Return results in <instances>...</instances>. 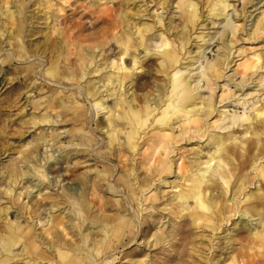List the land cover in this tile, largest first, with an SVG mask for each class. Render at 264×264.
Wrapping results in <instances>:
<instances>
[{
	"label": "rangeland",
	"instance_id": "374dc122",
	"mask_svg": "<svg viewBox=\"0 0 264 264\" xmlns=\"http://www.w3.org/2000/svg\"><path fill=\"white\" fill-rule=\"evenodd\" d=\"M29 1L30 10L27 14L37 17L35 19L38 21L34 23L37 27L36 32L25 39V30L17 35L15 26L11 25L12 19L9 18L12 11L16 14L14 4H19L22 0H0V37L8 41V45L2 48L0 40V239L9 247L8 253L2 256L0 254V259L3 258L2 264H32L34 259H36L35 264H63L69 260L72 262L78 260L76 254L81 253L82 246L89 251L93 250L94 256L99 253L96 254L97 264H105V261H108L106 264H162L165 260H168L167 263L164 262L165 264H202L206 261L202 257H210L212 253L217 256V260L219 259L218 264H234L232 254L229 252H232V249L238 251L242 249L246 255L255 252L263 254L264 250L259 252L257 248L261 243L254 242L257 247H253L254 243L252 245L251 241L244 239L248 233L241 229L235 232L237 238H240L237 239L238 243L227 252L209 249L210 237L230 236L231 230L237 227L236 224L241 223L240 215L238 213L235 215L234 211H224L225 216L232 215L217 231L219 234L216 232L217 236L209 235L208 233L211 234L209 230L201 233V229H198L197 232L189 223L186 228L180 229V225L185 223L183 215L188 213V210L182 211L178 216H174L170 211L171 206L178 210V206L185 202V197L189 195L193 185V179L201 176L198 167L206 166L204 163L199 165V162L208 159L207 149L216 153L219 146L217 137L213 138L209 146L206 137L198 139L203 134L197 135L198 138L194 137L192 140H183L174 144L178 152L172 156V159L176 164L175 167L174 164L170 166L173 167V171L175 170V174L170 169V172L166 173L167 176L164 175L166 176L164 181L162 177H156L151 192L138 193L132 191L133 187H139V183L134 181V171L141 172V176L144 177L151 172L154 165L147 158L148 147L141 143V139V147L138 150H133L125 144L124 151L118 149V145H112V148L109 143L107 123L111 113L114 128L122 132V128L128 127V119H122L126 117L124 114L128 108L141 103L145 94H150L159 85L164 86L167 83V77L158 69L164 52L179 49L181 67L193 63L194 70L190 74L187 69L181 68L184 76L188 74L187 78L193 87L200 76V88L194 93L200 92L207 102L214 99L216 107L224 111L220 117L218 116L220 113L215 111L209 122L223 120L226 116L237 118V122L230 128L211 129V132L221 140L230 134L229 140H223L220 149L232 147L240 161L246 158L247 150L250 155L259 154L264 144V123H258L253 118V114L255 108L264 102L261 100L264 98V94L261 96L264 93L260 91L261 87L244 89V93L250 95L247 94L248 102L245 104L243 99L236 102L235 96L229 102L228 96L234 91L236 94L242 92L237 90V85H240L243 77L234 76L235 79L230 82L221 78L217 82L221 85L220 88L214 90L212 81L215 77H211L209 82L201 73L210 72V67L225 60L224 53L227 51L221 44V38L227 35L223 32L224 25L230 21L239 25V30L243 31L244 23L250 26L261 16L259 12L264 9V0H260L256 6L258 0L252 2L218 0V4H216L217 0H131L126 22L132 23L135 28L144 27L146 43L138 52L132 51L130 55H125L123 48L118 45H115L114 49L110 48L116 43L113 37L117 33L116 30L122 31L121 27L115 28L101 20L93 25L97 18L103 19L107 14H111V19L119 18L123 13L118 10L117 3L120 0H36L35 2L25 0L24 2L27 5ZM224 4L228 5L227 8L220 11L219 5ZM48 8L56 15V20L48 21L53 30H49L44 23L48 16L44 12ZM257 8L259 9L255 10ZM248 15L250 16L247 18ZM185 19L192 20V23L187 25ZM56 27L61 29L58 30L63 37L61 44L64 52L62 55L46 52L44 63L40 64L37 59L39 55L37 43L45 45L50 37L55 39ZM183 28L186 29V40L182 47L180 42L183 38L178 34ZM72 32L75 35H72ZM49 33L50 37H48ZM231 38L232 35H229V39ZM103 40L104 47L101 50L94 49L97 57L95 63H92L90 45L102 44ZM235 41L242 56L234 57L231 65L235 64V66L230 67L231 70L228 68L224 71L227 75L232 74L238 63L243 62L246 57H251L253 53L264 54V34L253 36L247 41L246 39L240 41L239 36L236 35L233 37V42ZM81 48H85L84 52ZM144 49L148 50L147 57L144 56ZM135 55L142 59L141 67L139 65L137 70V66L133 68ZM50 57L59 59V75L62 74L60 80L45 75L44 69L48 67ZM80 57L83 59L85 57L89 66L85 70L88 74L84 71V75H80L83 77L81 80L79 75L76 78L71 73L80 65ZM116 61L119 62L118 69L115 68ZM178 70L180 68H171L170 75L174 76ZM130 73H133L132 79L128 80L127 74ZM109 78L114 80L113 85ZM253 85L254 83H251L250 86ZM114 90L117 92L116 98L110 96ZM83 91L87 94L81 93ZM93 93L94 96H90ZM154 95L157 96L158 91ZM220 99H225L226 107L222 106L224 103H220ZM98 100L103 101L105 110L93 107L94 102ZM115 100L118 103V110L117 108L114 110ZM196 101L199 106L201 100ZM256 101L253 106L252 103ZM246 116H251L253 119L239 120ZM239 122L244 125H239ZM181 132L180 127L175 128L176 135ZM85 137L93 141V147L88 152L81 147H74L87 142ZM120 142H124V138H121ZM50 155L53 158L45 163ZM26 157H30L29 162H26ZM56 160L63 175L54 178L49 174L48 166ZM254 162L246 167L247 170H242V173L249 176L246 193L260 196L261 193L264 194V178L259 174L261 168H264V157ZM236 163L237 161H234L233 164ZM178 167L180 171L176 177ZM132 168L133 172H131ZM92 169L100 174L98 178L95 177L96 174L90 172ZM52 172L56 173L54 170ZM132 182H136V186L132 184L131 189L128 184ZM108 186L115 192H111ZM156 188L158 192H155ZM221 188L224 189L222 186ZM226 193L225 196H217L218 192H214L217 194V199H222L223 206L226 204V207H230L233 201L228 204L226 199L232 198L234 192ZM207 195L209 196V192ZM252 203L254 204V200ZM259 203L261 205V199ZM165 205H168V209H164ZM104 215L108 216V219L104 220ZM255 218H250L252 221L249 220V223L252 227L257 225L261 230ZM59 220H62L63 225L72 224L64 225L67 230L63 234L66 236L63 235V238L61 236V241L57 242L59 244H54L57 255L53 253L54 255L44 258L39 252L47 249V243L53 242L56 234L62 231L61 225H58ZM22 229L26 235L28 232L31 234V241L25 238ZM180 234L185 235L190 241L196 239L200 243L206 240L205 245H208L206 250L202 253H194L195 257L192 258L190 256L192 244L185 242L188 240L183 241ZM170 237L174 238L173 241L172 238L169 239ZM129 239L132 241L130 242ZM60 242H65V249ZM36 245L41 246L40 249ZM23 248L22 256L10 252H19ZM110 248L112 250H108ZM58 249L61 254L65 252V257L58 254ZM180 249H184L187 255L178 257L177 250ZM101 254L104 255L99 257ZM176 257L179 259H175ZM48 258H51L52 263L46 261ZM40 261L42 262L39 263ZM82 264L88 262L85 260Z\"/></svg>",
	"mask_w": 264,
	"mask_h": 264
},
{
	"label": "bare ground",
	"instance_id": "6f19581e",
	"mask_svg": "<svg viewBox=\"0 0 264 264\" xmlns=\"http://www.w3.org/2000/svg\"><path fill=\"white\" fill-rule=\"evenodd\" d=\"M24 1L22 0V2H19V4H17V3L14 4V6L16 7V10H15L16 14L12 11L10 13L9 18L12 19L11 25L15 26L17 35H19L20 33H22L25 30L24 38L26 39L27 36H32L36 32L35 29L37 27L34 23L37 22L38 19L36 20L35 18H37V17H35L31 14L30 15L27 14V12H29V10H30L28 7L30 1L27 3V5H26V2H24ZM35 1L36 0H34L33 2H35ZM130 1L131 0H120L117 3L118 10H121L123 12L119 18L111 19L110 18L111 14H107V17H104L103 19L97 18L93 23V25L95 26L98 23V21L101 20L102 22H104L106 24L115 26V28L121 27L122 31L118 32L116 30L117 33L116 34L114 33L115 36H113V37H114L116 43L112 44L110 46V48L114 49V46L118 45V46L123 48V53L125 55H130V52H132V51L138 52L139 48L144 47L145 43H146V41H145L146 35L143 34L144 27L138 26L137 28H135V25L133 26L132 23L130 24V23L126 22L127 21V14L130 11ZM249 1L252 2L253 0H249ZM259 2H260V0H258V2L255 3V6ZM218 3L219 2L217 0L216 4H218ZM219 6H220L219 10L223 11L225 8H227L228 5L224 4V5H219ZM0 9H1V7H0ZM258 9L259 8L255 9V10H258ZM44 13L46 15H48L47 18H45L44 23H46L47 28L50 30L52 28H51V24L49 22L56 20V17H55L56 15H55L54 11L50 10V8H48L47 11H45ZM114 14H116V13H114ZM259 14H261V16H259L258 19L250 25L251 27L248 26L247 23H244L242 25L243 31L239 30V27H240L239 25H235L233 23H230V21H228L224 25V31L223 32H225L227 35L226 36L224 35L221 38V44L223 45V47L226 48V51H227L224 53L225 60H223V61L221 60V62L215 63V65H213V67L209 68L210 72L206 73V72L202 71V73H201V75H203L207 79V81H209V82L211 81V77H215V80L212 81V84L215 86L213 88L214 90L217 89L218 87L220 88L221 85H218L217 82L221 78H225L224 80H226L227 82H230L231 80L235 79V78H233L234 76L241 75L243 77V81L240 83V85H237V90L238 91L241 90L242 92L239 94H236V91H234L231 95L228 96V97H230L229 102H231L233 100L232 98L234 96L236 97V99H235L236 102H239L241 99H243L244 104L246 102H248V100H247L248 98L246 96H248L249 93H246V94L244 93L245 88L254 89L256 86H260L261 87L260 91L264 92V54L263 53H262V55H260L259 53H253L251 57H246L243 62L238 63V67L236 69H233V72L230 75H227V73L224 72L226 69H228L232 66H235V64L231 65V63L234 62V57H241L242 56L241 53L239 54L240 49L237 48L235 45V43L237 41L233 42V37L238 35L240 41L241 40L244 41L245 39L247 41V39L253 38V36H258L260 34H264V9L262 11H260ZM249 16L250 15H248L247 18ZM98 17H100V16H98ZM108 18H110V19H108ZM185 22L187 23V25H190L192 23V20L185 19ZM58 29L59 28H57V27L54 28V31H57V36L55 39H51L50 33H49L48 37H50V38L47 39L48 41L45 43V45H41L40 43H37L38 44L37 48H38V52H39L37 59H38L40 64L44 63L46 52H52V53H56V54L60 53V55L63 54L64 47L61 44L63 37L60 36L61 32L59 30H61V29H59V30ZM5 31H7V30L5 29ZM72 35H75V34L73 33ZM178 35H180V37L183 38V41L180 42L182 47H183L184 40H186V29L183 28L181 33H179ZM229 35H232L231 39H229ZM0 40L2 41V42L0 41L2 44V46H1L2 48H4L5 46L8 45V41H6L5 38L3 39L0 37ZM103 42H104V40H103ZM104 45H105V42L102 44H98L96 46L90 45V47H92V51H91L92 53L90 52L92 63H95V59L97 57V55L94 52V49L99 48L101 50L104 47ZM27 46H29V45H27ZM178 47H179V45H178ZM234 48H235V50H234ZM84 49L85 48H81V51L84 52ZM179 51L180 50L178 49V50L173 51V52H164L163 56L161 57V62L158 64V69L167 77V79H168L167 83H166L167 86L166 85H164V86L159 85L158 88L156 90H154L152 93L145 94L143 97V101L141 103H137V104H135L134 107L130 106L128 108V111L125 112V114H124L126 117H122V119L123 118L128 119L129 125L127 128H122V132L119 131L117 128H114L113 123H112V114L111 113L109 114L108 123H107V130H109V143H110L112 148H113L112 145H115V146L118 145V149H120L121 151L125 150L124 144L128 145L133 150H138L139 147H141V143H144L143 145H147V147H148L147 150L149 151L147 158L149 161L154 163L153 167L151 168V172H149L150 174L148 173V175L143 177L140 174L141 172L138 173L137 170H135L134 171V174H135L134 181L139 183L138 184L139 187L136 186V182H132V183L128 184L131 189H132V184L136 186V187H133V189H132L133 192H138V193L141 192L142 193L145 191L151 192L154 189V184L156 183V182L154 183V181L157 180L156 177H160V178L162 177V181H164L166 179V176H167L166 173H169L170 169L172 170L171 172L175 174V170L173 171V167L170 166V164H172V166L174 164V167H175V164H176V162H174L172 159V156L176 155L178 152V150L174 144H177L178 142L183 141V140H187V141L192 140L194 137H197V135L203 134V136L201 138H198V137L197 138L198 139H204V137H206L205 140H208L207 146H209L210 143L212 142L213 138L217 137L219 146L216 149V153L211 151L210 149H207L206 155H207L208 159L203 161V162H199V165L204 163V164H206V166L198 167L199 170H201V176L199 178L193 179V185H192L191 189L189 190V192H190L189 195H187V197H185V202L178 206V210L176 209V207L171 206L170 211L172 214H174V216L175 215L178 216L182 211L188 210V213L186 212L185 215H183L185 223L180 225V229H181V227H183V229L186 228L187 223H189V224L193 225L192 226L193 229L196 230L197 232H198V229H201V233H204V232L209 230L211 232V234L210 233H208V234L213 235V236L216 235V232L222 228L224 221L226 220L225 222L227 223V221H229V219L232 215L231 214L230 217L225 216V214H226L225 212H228L229 210H231V211L235 212V215L238 213L240 215V217L241 216H244V217L248 216L247 219H244L243 222L241 221V223L239 222L238 224H236L237 227H234L231 230L230 236L223 235L220 237H210L211 238L210 239L211 244L209 245V249L210 250L212 249V251H218L219 250V251L227 252L228 249L233 248L234 244L238 243L237 239H240V238H237L235 232H237L241 229V231L244 230L248 233L245 235L247 237H245L244 239L251 241L252 245L254 242L261 243V245L258 247L255 243L253 246V247H257L259 249V252H261L262 250H264V201H263L264 200V194L261 193L260 196H256L257 194L253 195L252 193H246L247 187H248L247 184L249 182L248 181L249 176L244 175L242 173V170L246 169V167L250 163L252 165V161L253 162H254V160L258 161L260 158L262 160V158L264 157V144L262 145L261 152H259V154L254 153V154L250 155L249 151L247 150L246 155H245L246 158L244 160H241V161L238 160L239 157L236 154V151L232 147L227 146L223 150L220 149L221 145L223 144V140L224 141L229 140L230 134L221 140L216 134H213V132H211V129H217V128L218 129H227V128H230L237 122L236 121L237 118L236 117L227 118V116H226V118H224L223 120L219 121V119H218L216 122L215 121L211 122V123L209 122L215 111L220 113L218 115L219 117L221 116V114L224 111H222V110L220 111L219 108L216 107L214 99L207 102L205 100V98L201 96L200 92L194 93L195 91L199 90V88H200V85H199L200 84L199 83L200 82V80H199L200 76H198V82L193 87L189 81V78H187L188 74H190L191 71L194 70V69H192L193 63L181 67L182 61L180 60ZM31 56H33V55H31ZM80 56H82V55H80ZM144 56L145 57L148 56V50L147 49H144ZM242 58H244V57H242ZM47 59H49V58H47ZM80 60H81V63L78 66L77 70H74L71 72L72 76L76 77V78L78 77V75L79 76L82 74L84 75V71L89 67L88 61L86 60L85 57H84V59L80 57ZM133 61H134L133 68L135 69V67L137 66L136 67V70H137V68H139V65L142 63V59L140 57H138V55H135L133 57ZM48 62H49L48 67L45 69L43 68L46 72L45 75L48 74V75L52 76L53 78L60 80V78H61L60 76H62V74L59 75V73H60L59 59L58 58L54 59V57H52ZM118 66H119V62L116 61L115 68L118 69L119 68ZM140 67H141V65H140ZM171 68H173V69L174 68L175 69L180 68V70H178L174 76H171L170 75V69ZM181 68L183 70L187 69V71L189 73L184 76L183 70ZM62 69H63V67H62ZM39 70H41V69H39ZM229 70H231V68ZM37 72H39V71L37 70ZM131 72H133V71L131 70ZM40 73H42V72H40ZM86 74H88V73L86 72ZM127 75H128V80L132 79L131 77H132L133 73H130ZM82 78L83 77L80 76V80ZM108 80L111 82L112 85L114 84V80L112 78H109ZM119 83L120 82H118V84ZM251 83H254V85L250 86ZM228 84H230V83H228ZM80 90H83V89L80 88ZM156 91H158L157 96L154 95V93ZM81 93L87 94L86 91H83ZM263 94L264 93H262L261 96ZM116 95H117L116 90H114L113 93H110V96H112L113 98H116ZM90 96H94V93H93V95L91 94ZM198 99L201 100L199 106H197L198 103L196 101ZM224 100L225 99H220L219 102L220 103L223 102L224 104L222 106L226 107V103ZM261 100H264V98ZM256 103H257V101L253 102L252 103L253 106ZM103 105H104L103 101L98 100V101L94 102L93 107H95L96 109L105 110L106 107ZM117 106H118V103H116V100H115V102H114V108L115 109L114 110H116ZM117 110H118V108H117ZM253 115H254L253 118L258 123H264V102L261 103V105L259 107L255 108ZM253 118H251V116H246V117L239 119V120L240 121H244V120L251 121ZM181 121H182V124L180 125ZM239 125H244V124H240V122H239ZM177 127H180L181 131H182L178 135L175 134V128H177ZM148 128H150V129L147 131ZM121 138H124V142H120ZM141 139H142V141L140 143ZM117 142H120V143H117ZM92 147H91V149H92ZM135 148H137V149H135ZM162 154H164L165 156H162ZM26 158H27L26 162H29L30 157H26ZM51 158H53V157L50 155V157L46 159L45 163L48 162V160ZM167 158H169V159H167ZM234 161H237V163L233 164ZM57 165H58V160L54 161L53 164H50L48 166L49 174L52 175V177H54V178L60 177L61 175H63L59 171V167ZM53 170L56 171L55 174H53V172H52ZM179 171H180V167H178V174L176 175V177L179 175ZM90 172H93L94 174H96V176H95L96 178H98L100 176V174L98 172H96L94 169L90 170ZM131 172H133V168H132ZM259 174H260V176H262L264 178V168H261V171L259 172ZM164 175H166V176H164ZM45 177H46V174H45ZM160 178H158V180ZM47 180H48V176H47ZM107 183L110 184L109 182H107ZM160 183H161V181H160ZM221 186L224 187V189H222ZM108 188L111 189V192H115L114 190H112V188L110 186H108ZM157 188H159V187H157ZM157 188H156L155 192H158ZM215 191L218 192V195L214 194ZM208 192H209V196L207 195ZM226 192H230V193L234 192V196L232 198L226 199V201H228L227 202L228 204H229V202L233 201L232 205L230 207L225 206L226 202L224 203L225 205L223 206L222 199H220V200L217 199V196H219V195H221V196L227 195ZM260 192H263V191H260ZM241 195H243V196L240 198ZM260 199H261V205L259 203ZM253 200H254V204L252 203ZM246 203H247V206H246ZM167 206L168 205H165L164 209H168ZM67 217L68 216L66 215V218ZM103 218H104V220L108 219V216L104 215ZM250 218H252V219L255 218V220L258 222V224L261 226L262 229L259 230L257 225H256V227H254V226L252 227L249 223V220L252 221V219H250ZM69 220H71V218ZM188 221H190V222H188ZM66 224H64V225H66ZM70 224H72V223H70ZM70 224H68V225H70ZM58 225H61L62 231H60L58 234H56V239L53 242H50L49 244L47 243V247H48L47 249H45L43 252H39L40 256L45 258V257H50L49 255L56 254L54 244H59L57 242L61 241V236L63 238V235H65V234H63V232L67 230L66 227L63 225L62 220L58 221ZM68 225H66V226H68ZM12 227H13V225H12ZM138 227H140V226H138ZM74 229H75V227H74ZM22 230L24 233V229H22ZM142 230H143V228H142ZM168 231H170V230H168ZM25 233H24L25 238L29 239V241H31V238H30L31 234L28 232V235H26ZM169 233H171V232H169ZM180 233H182V231ZM188 233L190 234V232H188ZM177 234H179V233L177 232ZM208 234H207V236H209ZM217 234H219V233L217 232ZM220 235H222V234H220ZM18 236H20V235H18ZM184 236L181 235L182 240L183 239H184L183 241L188 240V239H186V236H185V238H184ZM192 236H193V234H192ZM171 238L172 237H170L169 239H171ZM173 239L174 238H172V241H173ZM200 239H202V238H200ZM203 239H204V237H203ZM215 240H217V241H215ZM129 241H130V239H129ZM167 241H168V238H167ZM185 242H188V244H192V247L190 248V251L192 252L190 256L192 258L195 257L194 253H196V252L202 253L204 250H206V247L208 246L207 244L205 245L206 240L204 242H200V243L196 239L195 240L192 239L191 241L188 240ZM163 243H162V245H163ZM61 244L63 245V246L62 245L61 246L65 249V247H64L65 242L61 243ZM66 244H67V241H66ZM179 244H180V242H179ZM91 246L93 247V245H90V247ZM182 246H184V245H182ZM249 246H251V245H249ZM36 247L38 249H40L41 246L39 247L38 245H36ZM184 247H186V246H184ZM75 248L77 249V247H75ZM8 249H9V247H7L6 244H4V242L0 239V254H1V256L8 253V251H9ZM108 250H112V249L110 248ZM80 251H81V253L78 252L79 254H76V256H77L76 259H78V260H74L72 262H71V260H69L63 264H82L85 260L88 262V264H97L96 263V259H97L96 254H99L98 252L94 256V251L93 250L89 251L84 246H82L80 248ZM87 251H89V252H87ZM177 251H178V257L179 256L183 257V256L187 255L185 253L186 251L184 249L183 250L180 249ZM10 252L13 253V255H21L22 256V255H24V253H23L24 248L22 250H20L19 252H14V251H10ZM58 252H59V249H58ZM229 252L232 254L231 256L233 258L234 264H264V253L262 254V252H261V254L255 252V253H249L247 255L245 253H243L242 249H240L239 251L232 249V252L231 251H229ZM58 254L61 257L66 255L65 252H62V254L59 252ZM103 255L101 254L100 256L99 255L98 256L101 257ZM169 256H170V254H169ZM216 257L212 253V255L210 257L205 256L202 258L206 260V261H204L205 264H218L219 259L217 260ZM102 258H106V257H102ZM162 258H164V257H162ZM164 259H166V258H164ZM175 259L178 260L179 258L176 257ZM236 260H237V262H235ZM2 261H3V258L0 259V262H1L0 264H2ZM46 261L52 263L51 258H48V260H46ZM161 261L159 260V262H161ZM165 261L167 263L168 260H165ZM174 261L175 260H173V262ZM28 262H30V260H28ZM35 262H36V259H34L32 264H35ZM41 262L42 261H40L39 263H41ZM105 262L107 263L108 261H105ZM164 262H162V264ZM200 262H202V260ZM200 262L198 261V263H200ZM155 264H158V263H155Z\"/></svg>",
	"mask_w": 264,
	"mask_h": 264
},
{
	"label": "clouds",
	"instance_id": "9594fccd",
	"mask_svg": "<svg viewBox=\"0 0 264 264\" xmlns=\"http://www.w3.org/2000/svg\"><path fill=\"white\" fill-rule=\"evenodd\" d=\"M87 142L85 143H82L81 145L79 146H74V147H81L85 152H88L91 147H92V144H93V141L92 140H88L87 137L84 138ZM245 217L244 216H241V221H244ZM243 226V225H242Z\"/></svg>",
	"mask_w": 264,
	"mask_h": 264
}]
</instances>
